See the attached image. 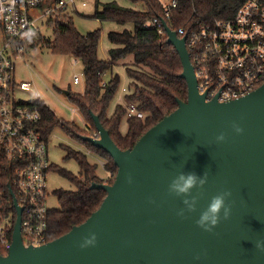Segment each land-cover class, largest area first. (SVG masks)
Returning <instances> with one entry per match:
<instances>
[{
  "label": "water",
  "instance_id": "1",
  "mask_svg": "<svg viewBox=\"0 0 264 264\" xmlns=\"http://www.w3.org/2000/svg\"><path fill=\"white\" fill-rule=\"evenodd\" d=\"M165 32L183 67L187 101H178L126 150L91 115L99 137L85 139L117 168L112 184H91L106 193L101 205L64 235L26 247L21 208L10 190L17 215L0 264H264V250L256 248L259 242L264 249V84L236 100L207 101L197 90L185 37L168 27ZM178 172H207L208 179L189 197H177L168 186ZM224 191L231 193L225 201L229 219L222 210L211 232L198 228L200 213ZM191 196L197 197L196 211L177 215ZM93 236V244L82 247Z\"/></svg>",
  "mask_w": 264,
  "mask_h": 264
},
{
  "label": "trees",
  "instance_id": "2",
  "mask_svg": "<svg viewBox=\"0 0 264 264\" xmlns=\"http://www.w3.org/2000/svg\"><path fill=\"white\" fill-rule=\"evenodd\" d=\"M132 1L141 3L143 10L121 8L115 4L102 5L99 10L97 2L95 19L118 24L131 23L134 27L133 31L124 30L121 33L108 34V39L114 47L109 49L107 61L98 57L100 31L95 30L85 35L79 33L68 13L60 12L48 19L46 27L53 33L52 42L44 41L42 36H39L32 45L34 48L44 44L54 54L74 57L83 66L85 80L83 94L69 92L68 100L83 117L86 129L82 130L74 123L57 118L43 102L38 101L36 105L42 118L39 129L43 137L47 140L51 131L59 127L66 135L88 148L90 153L97 154L104 162L103 168L108 175L107 180H101L96 175L97 166L90 164L87 156L64 147L67 159L77 162L80 178L52 166L75 185V190L56 192L59 208L48 210V241L64 235L73 226L80 225L99 208L106 193L101 189L91 188L92 183L114 182L117 168L111 156L85 139L92 138L94 133H97L91 115H96L114 143L120 149L126 150L132 148L139 138L164 116L173 112L178 107V101H187V85L180 76L183 67L178 54L167 43L166 38L158 35L155 30L144 27L148 20L161 16L162 7L159 0ZM242 4L243 0H178V7L172 11L167 26L176 32L181 27L190 30L203 23L228 20ZM128 57H132V64L126 67L131 85L125 100L136 104L143 117L127 118V134L121 135L119 128L122 119L126 117V110L119 103L109 116L108 109L120 86V77L114 74L113 68L119 61ZM105 76L108 78L105 79ZM2 172L0 190L4 192L6 200H9V173ZM4 253L0 248V255Z\"/></svg>",
  "mask_w": 264,
  "mask_h": 264
},
{
  "label": "built area",
  "instance_id": "3",
  "mask_svg": "<svg viewBox=\"0 0 264 264\" xmlns=\"http://www.w3.org/2000/svg\"><path fill=\"white\" fill-rule=\"evenodd\" d=\"M159 2L161 16L148 20L144 27L167 39L165 27L178 0ZM67 9L78 11L76 0H0V177L2 171L9 173V200L0 190V248L4 255L11 245L17 215L10 190L21 208L23 245L38 247L48 242V138L39 129L42 118L36 105L42 101L39 94L29 101L17 97L18 92L30 91L31 86L16 81L14 60L41 36L38 20L66 13ZM176 35L185 37L197 90L207 101L236 100L264 84V0H243L232 18L190 30L181 27ZM73 79L79 83L77 75ZM118 102L125 103L127 118L143 117L136 104L125 100V95H119ZM75 111L74 107L72 112ZM98 137V133L92 136ZM103 164L101 161L102 167Z\"/></svg>",
  "mask_w": 264,
  "mask_h": 264
},
{
  "label": "rangeland",
  "instance_id": "4",
  "mask_svg": "<svg viewBox=\"0 0 264 264\" xmlns=\"http://www.w3.org/2000/svg\"><path fill=\"white\" fill-rule=\"evenodd\" d=\"M97 2L99 10L105 4H115L121 8L136 11H142L143 6L141 3H134L132 0H76L78 13L67 9L66 13L72 18L73 24L79 33L85 35L95 30L100 31L101 38L98 57L107 61L109 60L108 51L114 47L108 39V34L111 32L121 33L124 30L133 31L134 27L131 23L118 24L116 22L95 19L94 15L97 10ZM82 3H85V6H82ZM47 21V17H43L37 21V24L40 27L42 39L52 42L53 33L46 27ZM129 64H132V57L119 61L113 68L114 74L120 77V86L117 95L109 106V116L113 114L119 103L123 106L125 105V103L118 102V100L119 95L129 94L128 88H130L131 80L126 74V67ZM74 75L78 76L79 83H74ZM14 77L18 83L27 82L31 86L30 91L18 92L17 97L19 99L29 101L35 95L39 94L43 104L57 118L74 123L82 130L86 129L83 117L79 114L78 110L77 112H72L74 106L69 102L68 96L66 95V92L83 94L85 90L83 66L74 57L54 54L44 44H40L34 48L30 47L22 53L20 58L14 60ZM107 78L108 76H105V79ZM123 88L126 89L124 93L121 92ZM127 131V117H124L121 121L119 132L121 135H126ZM64 147H68L87 156L88 162L97 166L96 175L101 180H107V173L101 166L102 160L100 157L95 153H90L89 149L82 143L69 137L59 127H56L51 131L47 144L48 159L51 166L46 176V207L49 210L59 208L57 191L75 190V185L63 177L56 169H53L52 166L64 169L80 178L77 162L74 159H67V152Z\"/></svg>",
  "mask_w": 264,
  "mask_h": 264
},
{
  "label": "clouds",
  "instance_id": "5",
  "mask_svg": "<svg viewBox=\"0 0 264 264\" xmlns=\"http://www.w3.org/2000/svg\"><path fill=\"white\" fill-rule=\"evenodd\" d=\"M235 131L240 133L242 129L236 127ZM224 139L223 135L217 137L218 141ZM208 179V173L205 172L202 175H197L194 172H178L175 177L171 180L168 186V192L177 197H189L192 189H202L206 184ZM231 196L229 191H224L213 196L203 212L200 213L198 220L196 221V226L201 228L205 232H211L215 228L221 219V211L223 210V219L227 220L230 216V205H226L225 201L228 197ZM183 205L185 206L180 212L177 213L179 216L184 215L186 210L189 213L196 211L197 197L191 196V198H185L182 200ZM95 237L86 240L82 247L93 244ZM257 250H264L261 248L259 242L256 243Z\"/></svg>",
  "mask_w": 264,
  "mask_h": 264
}]
</instances>
